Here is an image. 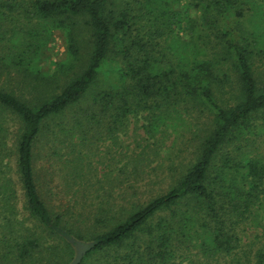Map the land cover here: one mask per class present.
Listing matches in <instances>:
<instances>
[{
  "label": "trees",
  "instance_id": "trees-1",
  "mask_svg": "<svg viewBox=\"0 0 264 264\" xmlns=\"http://www.w3.org/2000/svg\"><path fill=\"white\" fill-rule=\"evenodd\" d=\"M1 1L8 11L0 10V116L12 115L20 128L13 150L0 124V264H53L67 249L75 254L71 239L92 244L78 264H264L263 244L245 239L252 223L264 222V154L242 145L264 119V30L245 25L262 15V2ZM181 3L183 11L175 8ZM186 28L196 36L181 39ZM56 29L67 57L47 75L35 65ZM196 109L206 122L189 160L166 169V188L142 201L122 187L121 205L100 200L82 228L42 188V139L121 138L123 147L138 119L150 147L176 117L187 123ZM143 161L142 153L137 163L130 158L125 181L144 173ZM17 181L25 219L66 247L56 251L18 218Z\"/></svg>",
  "mask_w": 264,
  "mask_h": 264
},
{
  "label": "rangeland",
  "instance_id": "rangeland-1",
  "mask_svg": "<svg viewBox=\"0 0 264 264\" xmlns=\"http://www.w3.org/2000/svg\"><path fill=\"white\" fill-rule=\"evenodd\" d=\"M255 1L257 3L252 6L262 2L263 7H259L262 15L256 14L253 20L246 19L245 25L251 27V29L260 26L264 30V0ZM183 4H176L175 8L183 11ZM0 10L8 11V7L0 5ZM187 11L193 18H196L199 13L195 9H188ZM13 13L16 14L17 11L15 10ZM27 21L28 19L24 22ZM37 22L33 21L31 25L35 27ZM196 32L197 30L191 35V31L188 28L179 30L183 40L196 36ZM10 36L12 37L11 34L8 35L9 38ZM66 57L67 42L62 32L56 29L51 40L41 48L39 59L35 66L42 73L49 75L55 71V62L62 61ZM12 83L15 88V83ZM198 112V109L193 110L190 114L193 119L191 120L189 117L187 123H182V119L176 117V121L171 124H176L175 127L169 126L166 133L160 134L158 140L150 147L148 146L150 141L141 127L142 121L138 119L132 120L128 134L123 137V147H121V138L118 143H114L110 139L98 140V138L94 137H91L89 141L83 142L76 135H73L66 142L58 140L56 143H51V141L48 143L46 137L41 140L38 144L39 149L36 150L40 152L41 156L36 166L42 188L50 194L53 204L59 210L74 215L73 217L77 220V224L82 228H84L85 224H90L83 215L98 205L100 200H110L117 206L121 205V202H123L121 201L122 187L130 185L129 193L133 197L131 200L140 199L142 201L151 194L166 188L170 179L168 173H165L166 169L170 170L174 165L185 163L189 160L191 153L195 149V139L199 133L203 132L206 122L204 117L198 118L200 117V115H197L199 114ZM0 124L6 129L8 144L14 150V140L20 128V121L12 115L5 114V116H0ZM179 124L180 126H178ZM262 124H264V119H259L257 127L248 136V140L246 137V139L244 138L245 140L242 142L243 150H248L251 154H264V127H260ZM68 144L69 146L66 147ZM51 145L52 147H50ZM141 153L144 157V173L138 178L134 176L130 181H125V175L121 173V169L126 166L130 158L135 159V163H137ZM130 165L132 164L130 163ZM11 167L13 168L12 177L17 180L14 172V161L11 162ZM129 167L132 168L133 166ZM133 185L138 187V189H135ZM17 187L18 218L25 220V224L32 227L37 236H40L45 244H51L56 251L66 247L67 245L61 241L60 237L50 233L44 226L38 222L32 223L30 220L25 219L28 218V213L24 209V195L18 181ZM138 197L140 198L138 199ZM261 218L264 219V211L261 213ZM252 224L253 226L249 227L247 234L245 233L247 243H253L252 245L257 247L262 244L264 246V222ZM87 228H90V225ZM74 252L75 254L70 256L71 252L67 249L64 251L63 257H53L52 263L70 264L76 255L75 249ZM39 256H46L45 252L43 251ZM194 262H196V259H194ZM219 263L238 264L235 259H222ZM37 264L45 263L39 261Z\"/></svg>",
  "mask_w": 264,
  "mask_h": 264
},
{
  "label": "water",
  "instance_id": "water-1",
  "mask_svg": "<svg viewBox=\"0 0 264 264\" xmlns=\"http://www.w3.org/2000/svg\"><path fill=\"white\" fill-rule=\"evenodd\" d=\"M73 243H75L76 246V255L74 259L71 261L70 264H78L82 258L83 253L92 246L91 243H84L81 241H77L75 239H71Z\"/></svg>",
  "mask_w": 264,
  "mask_h": 264
}]
</instances>
